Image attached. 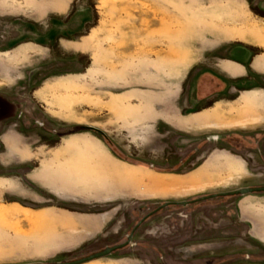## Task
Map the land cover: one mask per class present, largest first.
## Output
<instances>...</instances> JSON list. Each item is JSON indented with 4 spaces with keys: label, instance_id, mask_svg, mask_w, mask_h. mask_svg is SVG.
Listing matches in <instances>:
<instances>
[{
    "label": "rangeland",
    "instance_id": "rangeland-1",
    "mask_svg": "<svg viewBox=\"0 0 264 264\" xmlns=\"http://www.w3.org/2000/svg\"><path fill=\"white\" fill-rule=\"evenodd\" d=\"M3 129L21 149L0 144V264L264 185V0H0ZM82 264H264V192L164 207Z\"/></svg>",
    "mask_w": 264,
    "mask_h": 264
},
{
    "label": "water",
    "instance_id": "water-1",
    "mask_svg": "<svg viewBox=\"0 0 264 264\" xmlns=\"http://www.w3.org/2000/svg\"><path fill=\"white\" fill-rule=\"evenodd\" d=\"M264 192V185L260 186H244V187H239L236 189L232 190H227V191H220V192H215L203 196H199L190 200H175V201H165L161 204H159L156 208L153 210L147 212L144 216H142L138 222L132 227L130 230L129 234L126 236V239L120 243L112 244V245H107L104 248L91 252L90 254H87L85 256H81L72 260H66V261H60V262H30V263H18V264H82L94 259H98L104 256H107L111 253H113L116 250L122 249L129 244L132 243V238L137 230V228L150 216L154 215L156 212L159 210L163 209L164 207L170 206V205H179V206H186L195 202H200V201H205L208 199H213L217 197H223V196H238V195H246V194H251V193H260Z\"/></svg>",
    "mask_w": 264,
    "mask_h": 264
},
{
    "label": "crops",
    "instance_id": "crops-1",
    "mask_svg": "<svg viewBox=\"0 0 264 264\" xmlns=\"http://www.w3.org/2000/svg\"><path fill=\"white\" fill-rule=\"evenodd\" d=\"M241 67H242V65H240L239 63H236L234 61H230V62H228L226 64L227 71L228 72L230 71L229 73L236 74V75H240ZM14 137L15 136H13L12 133L5 132L4 129L0 132V144L5 145L6 148H7L6 149L7 152L6 153H2V155L5 156V157H8V158L11 157V158L16 159V157H15V155H13V153H15V151H18L16 149H21V145H19V144L15 145L14 144V140H15ZM1 162H2V160L0 161V165H1ZM39 172H42V170H40V169L39 170L38 169L37 170L36 169H30V173L28 175L30 181H34L32 176L38 174Z\"/></svg>",
    "mask_w": 264,
    "mask_h": 264
},
{
    "label": "flooded vegetation",
    "instance_id": "flooded-vegetation-1",
    "mask_svg": "<svg viewBox=\"0 0 264 264\" xmlns=\"http://www.w3.org/2000/svg\"><path fill=\"white\" fill-rule=\"evenodd\" d=\"M196 203V202H195Z\"/></svg>",
    "mask_w": 264,
    "mask_h": 264
}]
</instances>
